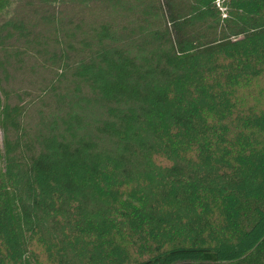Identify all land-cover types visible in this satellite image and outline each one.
Returning <instances> with one entry per match:
<instances>
[{"label": "trees", "instance_id": "trees-1", "mask_svg": "<svg viewBox=\"0 0 264 264\" xmlns=\"http://www.w3.org/2000/svg\"><path fill=\"white\" fill-rule=\"evenodd\" d=\"M41 1L0 0L4 77L17 34L55 75H0V264H264V0Z\"/></svg>", "mask_w": 264, "mask_h": 264}, {"label": "rangeland", "instance_id": "rangeland-1", "mask_svg": "<svg viewBox=\"0 0 264 264\" xmlns=\"http://www.w3.org/2000/svg\"><path fill=\"white\" fill-rule=\"evenodd\" d=\"M67 1V0H66ZM148 1V0H147ZM42 8H46L48 11L53 9V6L47 3H43L41 0H14L13 5V16L18 19H25L27 22L30 21L32 23L37 24V30H40V27L42 26V22L39 19L38 14H36L35 9L42 10ZM62 8V7H61ZM73 15V14H72ZM7 17L4 16V14L0 15V22L5 20ZM80 18H83L85 23L95 24V20L99 19V22L101 21H114L115 25L121 27L125 25L129 20L128 18L121 15V12L116 14L115 12H112L111 10L101 9L100 7H95L92 9V13L86 12L84 15L82 13H78V17L75 16V21H78ZM99 26V25H97ZM70 31H73L76 29V27H67ZM41 36H43V39L45 41H50L53 39V33L52 31L49 32L47 30L42 31ZM82 34V33H81ZM79 35V37L81 36ZM18 34L15 38H11L8 40L7 43V50L9 51V54H6L8 58L7 68L9 72V77H4V71H0V75L3 78V84L8 86L12 91V101L15 102L18 100L17 93H23L26 99V103L30 101V96L25 93V91H32L34 94L36 92H39V85L41 82H49V80L53 76V74L47 70L43 71L42 73H38L34 71L33 67L37 66V71L41 68L38 67V62H42L44 60V57L39 55L38 57L29 56V55H20L17 57V55L13 54L15 47L17 46H23L25 45L24 37L17 38ZM30 38H34V36L30 35ZM66 38H61L62 45H65L67 48L66 43L64 42ZM51 47L56 43L52 42ZM75 53H69V58H74ZM260 78H256L252 85L247 86L246 96L247 98H258L264 103V81H260ZM51 87V86H50ZM33 96V95H32ZM45 97L47 98L45 106H47L50 102H54L55 95L50 91L47 94H45ZM35 97L33 96L31 103H27L28 105L33 106L34 105ZM51 104V103H50ZM31 116H35L36 110L35 107L31 108L28 112ZM34 118V117H33ZM2 131L0 132V136ZM2 138V136H1ZM168 160H163L161 163H168Z\"/></svg>", "mask_w": 264, "mask_h": 264}]
</instances>
